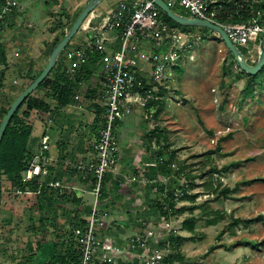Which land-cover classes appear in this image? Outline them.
Returning a JSON list of instances; mask_svg holds the SVG:
<instances>
[{"label":"rangeland","instance_id":"rangeland-1","mask_svg":"<svg viewBox=\"0 0 264 264\" xmlns=\"http://www.w3.org/2000/svg\"><path fill=\"white\" fill-rule=\"evenodd\" d=\"M70 2L68 0L60 8H53L48 1L23 0V6L29 12L26 17H19L17 28L7 29L16 35L15 41H11L10 45L8 43L7 48L12 52L23 51L30 32L40 36L46 26L43 12L49 21H54L48 23L44 32L54 37L52 30L55 29L57 16H49L63 11L69 13ZM172 11L191 17L189 10L183 7L173 6ZM169 25L182 34L175 48L179 56L186 58L179 59L175 65L168 61L164 78L157 83L152 80L154 66L146 61V57L154 53L158 56L168 54L170 48L164 46L157 50L149 42L139 43L136 55L145 91L155 98L159 96V89H164V105L156 119L151 117L155 109L145 110L139 100L126 109L116 129L117 164L109 171L112 179L107 185L106 195L101 198L100 210L107 213V227L121 234V240L136 233L143 234L147 227L153 229L158 248H161V243H166L162 246L164 255L177 257L170 264H264V73L258 74L259 71L258 75L255 74L256 80L249 82L246 75L250 74L241 70L223 41L214 33L176 23ZM80 32L81 29L77 34ZM258 46L255 41L250 42L247 48L239 47L250 66L258 60ZM178 64L182 68L180 74L174 69ZM4 70V64L0 63V107L7 108L31 83L32 76L30 72L6 74ZM53 73L48 75L50 81L54 78ZM248 86L251 95L245 96ZM90 92L86 86L80 89V96L89 100ZM31 96L46 101L51 109L56 106L48 87L37 88ZM82 108L79 119L65 121L66 136L85 137L89 147L94 120L87 116L93 110L89 102L83 103ZM24 110L25 106L20 113ZM69 113L77 115L76 111ZM54 115L33 111L28 122L32 127L37 122L46 126L54 120ZM154 131L161 133V138L149 140ZM50 136L52 141L56 139L54 131ZM75 160L77 158H73V162ZM229 165L234 166L223 172L222 168ZM212 168L221 171L208 174ZM8 185L3 177L0 264H21L36 250L40 237L17 228L15 223L18 219L12 223L4 218V212L16 213L20 205L28 201L23 195H18V199L9 195ZM224 189H228L227 195L221 194ZM85 190L88 192L90 189ZM167 190L175 193L185 191L189 197L176 198L173 211L184 209L178 216L165 218L156 205L157 199ZM65 192L72 196L65 200L66 212L70 215L67 228L59 230L61 236L70 227V217L78 215L79 219H85L88 214L86 209L91 203L89 193ZM73 195L79 198L78 202L73 203ZM164 207L167 208V205ZM33 219L36 220V217ZM189 219L194 220L191 233L183 229V221ZM209 220L216 222L209 225ZM169 236L184 241L171 244ZM74 237L77 238L75 233ZM48 244H43V247Z\"/></svg>","mask_w":264,"mask_h":264},{"label":"built area","instance_id":"built-area-1","mask_svg":"<svg viewBox=\"0 0 264 264\" xmlns=\"http://www.w3.org/2000/svg\"><path fill=\"white\" fill-rule=\"evenodd\" d=\"M162 1L171 10L173 6L186 8L190 12V18L205 20L220 27L238 49L247 48L250 42L260 43L264 39V23L259 11L246 23L233 24L217 20V10L222 8L218 5L219 0ZM243 3L256 5L259 0H243ZM19 7L20 0H0V28L11 10ZM160 12L152 0H144L121 2L115 10L101 18L91 14L81 26V30L88 34V39L80 46L64 52L67 62L64 74L72 80L81 73L93 55L100 58L102 112L98 139L93 146L91 159L72 163L74 177L83 184L91 181L90 190L87 192L82 188L39 180L49 174L46 154L50 144L49 137L45 134L40 137L39 153L35 161L22 173L23 182L37 179L39 188L50 187L59 194L68 189L91 195L90 211L84 219V226L74 230L80 248L79 264H170L165 261L168 255H164V248H158L155 231L149 227L143 234L136 233L122 240L102 238L101 235L107 228L108 215L99 206L105 174L116 166L118 160V123L124 118L125 111L132 102L139 100L144 106L147 100L159 98H154L145 91L144 77L140 74L136 55L139 43L149 42L157 50L164 46L170 48L168 54L158 56L154 53L146 57V61L154 66V82L160 83L163 80L168 61L175 65L181 58L175 46L182 39V34L179 29L164 22ZM113 37L117 42L115 50L107 45ZM80 85L74 95L75 101L79 100ZM142 91H145L146 98L142 96ZM174 196L179 198L181 193L176 192Z\"/></svg>","mask_w":264,"mask_h":264},{"label":"trees","instance_id":"trees-1","mask_svg":"<svg viewBox=\"0 0 264 264\" xmlns=\"http://www.w3.org/2000/svg\"><path fill=\"white\" fill-rule=\"evenodd\" d=\"M218 5H221V10H217V20L219 22H225V23H246L249 21L250 17L255 16L256 12L259 11L263 18L264 23V0H259V3L256 5L251 4H244L243 0H219ZM174 12V11H173ZM161 13V17L168 25L170 23H175L171 19H169L163 12ZM57 17L55 19V29L63 28L64 24L61 25L62 20V14H55ZM180 15V14H178ZM59 16V17H58ZM182 16V15H181ZM170 26V25H169ZM172 27V26H171ZM52 30V31H54ZM183 30H186L185 28ZM203 32H209L206 29H202ZM219 39V38H218ZM220 40V39H219ZM59 40L57 39L54 43L57 44ZM97 55H93L90 60H94L97 58ZM182 59L185 60L186 56H182ZM180 58V60H181ZM179 60V61H180ZM93 61V62H94ZM178 61V63H179ZM5 58L4 53L2 51V47L0 45V63L4 64ZM175 71L180 74L182 72L181 65L178 64L176 67H174ZM53 71H51L52 73ZM82 72V71H81ZM264 73V67L258 74ZM54 78L52 81H50V78H45L44 81L39 85L38 88H49L52 91L54 101L56 103V106L51 109L50 105L46 103V101L34 98L31 95L28 96L23 103L20 105V107L17 109L15 114L12 116L11 120L9 121L8 126L6 127L2 140L0 142V210L2 206V200H3V191L1 189V181L4 177L10 184V193L14 195V197H18V195H25V194H31V197L28 199L29 206L27 209V215L29 217V225L26 228V231L28 233H32L33 235H38L40 237L39 241L36 243V250L30 253L26 258L24 263L21 264H33L34 260L37 256V253L41 251L43 247V242L47 239V236L49 233L46 229L47 226L52 222L51 215L54 214L55 209V202L58 200V202H62L63 200H66L68 196H72L71 193L64 192L63 194H59L58 191L43 186L39 188L37 179H32L28 182L22 181V173L25 172L29 167L32 161L34 160V154L31 151L30 148V141H31V135L33 127L28 122L30 119V113L33 111L36 112H42V113H51L62 110L74 103V94L78 90L79 84L82 82V73H80L78 76H76L75 79H69L67 78L62 72L61 73H54ZM257 74V75H258ZM257 75L251 76L246 75V78L249 82H254L257 78ZM37 77V76H36ZM32 76L31 82L36 78ZM245 96H250L251 91H249V86L246 88ZM142 96L146 98L145 91H142ZM165 94L164 89H159V98L157 100L150 99L147 100V102L144 105V109L147 111H150V109L154 108L155 111L151 115L152 118L156 119L159 116V113L161 109L163 108L164 101L163 96ZM11 105V104H10ZM25 106V110L20 113L21 109ZM93 110L95 111V119L92 123V132L95 136V142L98 139V131L99 127L101 125V107L93 103ZM9 107H0V124L7 113V110ZM120 125V122L117 126ZM161 133L158 131H154L149 135V140L155 139L158 140L161 138ZM118 139V137H117ZM95 144V143H94ZM92 145V147L94 146ZM93 151V148H92ZM159 159V158H158ZM234 165H229L222 168L223 172L228 171L230 168H233ZM153 172V169L150 168ZM221 170H218L217 168L210 169L207 173H213L218 174ZM188 175H186L187 177ZM188 178V177H187ZM112 179V173L107 172L104 177L103 181V187L101 194L104 197L107 193V185L111 182ZM47 183V180L45 181ZM87 188L92 187V182L88 181L84 183ZM116 186L118 183H115ZM228 189H224L221 191V194L227 195ZM174 191L167 190L165 194H161L159 199L156 201V205L161 209V214L165 218H169L173 215L178 216L181 214L184 209H179L176 211H173L174 203L176 200V197L174 196ZM183 198H189L185 191L181 193V196ZM76 198V199H74ZM78 199V200H77ZM191 200L194 199V197H190ZM73 203L76 201H79V198L73 195ZM167 205V208L164 206ZM192 210V209H191ZM90 207L86 209V212L89 213ZM36 217V220L33 219ZM78 221H76L77 219ZM75 217H70L69 224L70 227L67 230V232L63 233L61 236V232L59 230H55L52 232L49 242L51 243V251L52 256L49 260H47L44 264H79V256H80V248L79 243L77 241V238L74 237V230L75 228H82L84 226V219H79L78 215ZM35 220V221H34ZM215 220H209V225H214ZM54 226V224H53ZM194 227V220L189 219L183 221V229L188 232H193ZM139 228L142 229V227L139 225ZM111 227H107L104 233H102L101 237H109L114 240H119L121 238V234L117 232H113L110 230ZM124 235V234H123ZM121 240V239H120ZM184 239H181L179 237H172L169 236V242L173 244L175 242L176 244H180L183 242ZM166 243H161V247L165 246ZM255 246V244H251ZM177 257L174 255H168L165 258L166 262H173L174 259Z\"/></svg>","mask_w":264,"mask_h":264},{"label":"crops","instance_id":"crops-1","mask_svg":"<svg viewBox=\"0 0 264 264\" xmlns=\"http://www.w3.org/2000/svg\"><path fill=\"white\" fill-rule=\"evenodd\" d=\"M68 0H49L48 2L53 4L54 7H59L65 5V2ZM72 3L71 9L68 12L64 11L59 14H63L62 20L64 27L63 28H58L53 32L54 37H49L47 34L44 32L46 30V26L48 23H52L54 21H49V18L45 16V12H43V17L45 21V28L38 36L37 34L33 32H30L28 35L27 41H25V49L21 51L20 49L18 50H13V52L7 48L8 43L10 45L11 41H15V33H10L7 31L9 28H15L17 26V21L19 17H26L29 9H27L25 6H23V0H20V7L18 9H13L11 10L10 14L5 18L4 21L1 23V28H0V45L2 47V51L4 53V73L6 72L11 74L12 72L17 73V72H26L29 73L31 76H38L41 71L45 68L47 65L50 53L52 48L56 45H54L55 41L58 39L59 41L63 38V33L68 31L71 24L73 23L74 19L77 17V15L80 13V11L83 9V7L86 5L88 0H70ZM133 0H103L94 10V15L98 16L99 18L104 17L107 15L109 12L115 10L117 6L121 2H126V3H131ZM139 1V0H137ZM66 5L69 6V3H66ZM50 14V13H49ZM51 15V14H50ZM55 14L49 16L52 17ZM13 25L12 27H10ZM30 26V25H28ZM17 28V27H16ZM31 28V27H30ZM16 31V30H15ZM120 33V31H118ZM40 37V38H39ZM88 39V34H86L84 31L81 30L80 34H76L72 40L69 42L67 45V50L74 49L81 44H83L86 40ZM108 47L110 46L112 50H115V47L117 46V42L115 40V37L111 38L109 42L107 43ZM23 48V47H22ZM64 51V52H65ZM64 52L60 54L58 57V60L52 69L54 73H63L64 74V67L67 65V62L64 58ZM100 58L97 57L95 58V61L93 62L92 60L89 61V63L82 68V82L80 85V89H84V87L90 88V93L88 96L91 98L88 100L84 99L83 95L79 96V101H75L74 103L62 110H58L53 112L54 115V120H51L48 125H44L41 122L34 123L33 125V130H32V135H31V141H30V148L31 151L34 154V161L35 157L39 153V141L40 137L42 135H47L49 137V151L46 154V157L48 158L46 168L49 171V174L47 177H41L39 180L41 182L46 183L45 181L47 180V183L50 182H57L60 183L63 186L66 187H76V184L80 183L77 185V188H82V189H88L87 186L79 181H76L73 177L74 175L72 174V163L73 158H77L75 161H88L89 159L92 158L93 156V151H92V145L95 143V136L93 132H91L90 135V141H91V146H87L88 142H85V135H83L84 138L81 137H70L66 136L67 135V125L65 123L66 120L68 121H73L75 119H79L81 116L80 112H83L82 104L89 102L90 106L93 105V103H96L100 106L101 102V96L100 93L102 91L101 84H100V75H101V64L99 62ZM53 73V74H54ZM13 74V75H14ZM65 75V74H64ZM86 89V88H85ZM87 92V91H85ZM76 93V92H75ZM75 95V94H74ZM87 98V97H85ZM85 100V101H84ZM79 102V103H78ZM84 106V105H83ZM93 110V106L91 108ZM69 111H76L77 115H70ZM57 113H59L57 115ZM65 116V118H64ZM95 111L93 110L88 114L87 117H89L91 120L95 119ZM86 117V116H85ZM64 118V119H63ZM67 121V122H68ZM50 124V125H49ZM54 131L56 134V139L52 141L51 138V132ZM80 136V135H79ZM82 136V135H81ZM37 161V160H36ZM6 180V179H5ZM7 184L9 182L6 180ZM77 182V183H76ZM9 186V185H8ZM10 189V186H9ZM55 190V189H54ZM68 190V189H66ZM68 193V192H67ZM12 195V194H9ZM27 199H29L31 194H25L23 195ZM22 196V197H23ZM18 199V198H17ZM19 202V200H18ZM65 200L62 202H58V200L54 203L55 204V209H54V214L51 215V220L52 222L47 226V230L49 233L47 236L48 240H45L43 244H47V247H42L41 251L37 253V256L34 260V264H44L47 260L50 259L52 256V251H51V243L49 242L51 233L54 232L55 230H61V228H67V218L68 215H70L66 209V204ZM6 201L4 198V207L6 206ZM90 205V203H89ZM29 206V202H24L22 205H20L19 210L16 211V213H10L9 210L4 212V218L11 220V222H14V219H18L15 224H18L17 228L21 229V231L26 230V228L29 225V217L27 215V209ZM5 210V208H4ZM12 222V223H13ZM54 224V226H53ZM11 228V227H10Z\"/></svg>","mask_w":264,"mask_h":264},{"label":"water","instance_id":"water-1","mask_svg":"<svg viewBox=\"0 0 264 264\" xmlns=\"http://www.w3.org/2000/svg\"><path fill=\"white\" fill-rule=\"evenodd\" d=\"M103 0H88L86 5L74 19L68 31L65 32L63 38L52 48L47 65L41 71V73L15 98L10 105L7 113L5 114L0 124V142L2 140L4 131L9 124L12 116L15 114L17 109L23 103V101L33 94V92L39 87L45 78L50 74L54 68L58 57L66 49L72 38L81 29L82 24L85 20L94 12L96 7ZM154 4L163 12L169 19L182 27H197L206 29L214 33L226 46V49L232 54L235 61L245 73L255 75L264 67V39L261 40L258 46V60L254 66H250L246 63L244 56L240 50L230 41L227 34L218 26L205 21L190 17H184L173 12L162 0H152Z\"/></svg>","mask_w":264,"mask_h":264}]
</instances>
